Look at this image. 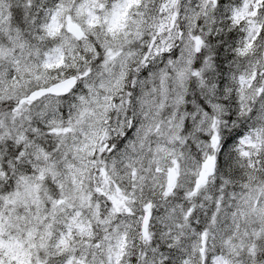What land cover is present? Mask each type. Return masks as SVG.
Masks as SVG:
<instances>
[{"label": "snow or ice", "instance_id": "obj_1", "mask_svg": "<svg viewBox=\"0 0 264 264\" xmlns=\"http://www.w3.org/2000/svg\"><path fill=\"white\" fill-rule=\"evenodd\" d=\"M0 264H264V0H0Z\"/></svg>", "mask_w": 264, "mask_h": 264}]
</instances>
